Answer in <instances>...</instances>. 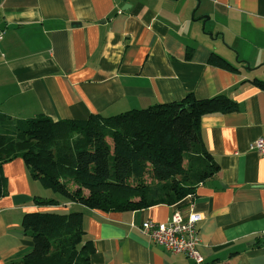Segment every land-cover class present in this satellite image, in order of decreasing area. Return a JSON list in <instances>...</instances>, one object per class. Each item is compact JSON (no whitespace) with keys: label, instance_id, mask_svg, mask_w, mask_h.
I'll return each instance as SVG.
<instances>
[{"label":"crops","instance_id":"crops-1","mask_svg":"<svg viewBox=\"0 0 264 264\" xmlns=\"http://www.w3.org/2000/svg\"><path fill=\"white\" fill-rule=\"evenodd\" d=\"M196 3L0 0V110L15 118L83 119L177 101L187 93L229 96L235 111L203 115L199 122L219 165L191 199L202 215L199 251L205 264H264V154L251 148L264 138V90L249 81L264 80V0H200L192 17ZM211 52L239 71L209 64ZM2 169L7 192L0 197V264L32 248L21 228L24 213L73 209L83 212L95 245L91 264H193L139 230L145 220H169L174 206L89 209L48 192L19 158ZM35 196L60 204L38 205Z\"/></svg>","mask_w":264,"mask_h":264},{"label":"trees","instance_id":"trees-1","mask_svg":"<svg viewBox=\"0 0 264 264\" xmlns=\"http://www.w3.org/2000/svg\"><path fill=\"white\" fill-rule=\"evenodd\" d=\"M207 62L239 71L215 52ZM249 81L264 90L263 79ZM236 109L225 94L198 99L187 93L177 101L83 119H21L0 110V197L7 192L2 166L19 158L32 179L89 209L179 208L219 169L200 136L201 117ZM34 202L60 204L54 197L35 196ZM21 228L32 248L8 264H91L95 245L83 227L81 210L29 211Z\"/></svg>","mask_w":264,"mask_h":264},{"label":"built area","instance_id":"built-area-1","mask_svg":"<svg viewBox=\"0 0 264 264\" xmlns=\"http://www.w3.org/2000/svg\"><path fill=\"white\" fill-rule=\"evenodd\" d=\"M2 33L0 31V40ZM255 151L264 154V138H257L251 145ZM192 196L187 195L189 209L186 211L175 207L171 217L165 222L145 220L140 225V232L149 239L172 253L185 254L193 264H205L199 251L198 223L202 215L193 209Z\"/></svg>","mask_w":264,"mask_h":264},{"label":"water","instance_id":"water-1","mask_svg":"<svg viewBox=\"0 0 264 264\" xmlns=\"http://www.w3.org/2000/svg\"><path fill=\"white\" fill-rule=\"evenodd\" d=\"M196 1H197V4H196V6L194 7V9L192 10V13H191V16H192V17H193V15H194L195 9L199 6V3H200V0H196ZM206 18H207V17H206ZM245 65H247V66H246L247 69H252V68L249 67V65H248L247 63H245Z\"/></svg>","mask_w":264,"mask_h":264},{"label":"rangeland","instance_id":"rangeland-1","mask_svg":"<svg viewBox=\"0 0 264 264\" xmlns=\"http://www.w3.org/2000/svg\"><path fill=\"white\" fill-rule=\"evenodd\" d=\"M197 4V3H196ZM196 6V5H195ZM198 9V7L195 9V12L194 13H196V10ZM203 24V23H202ZM236 57V55L234 56V58ZM21 119H24V118H21ZM41 184V183H40ZM86 191V190H85ZM48 192H50V190L48 191ZM55 196H57V198L59 197H62L60 194H57V193H55ZM75 210V209H74ZM57 211H59V210H57Z\"/></svg>","mask_w":264,"mask_h":264}]
</instances>
